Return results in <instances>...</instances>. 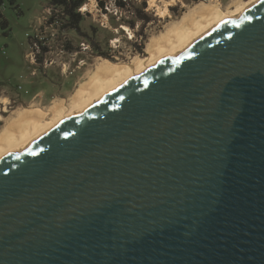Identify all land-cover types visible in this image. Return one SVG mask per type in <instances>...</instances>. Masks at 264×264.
<instances>
[{"label": "water", "instance_id": "1", "mask_svg": "<svg viewBox=\"0 0 264 264\" xmlns=\"http://www.w3.org/2000/svg\"><path fill=\"white\" fill-rule=\"evenodd\" d=\"M0 264H264V0L0 159Z\"/></svg>", "mask_w": 264, "mask_h": 264}, {"label": "rangeland", "instance_id": "2", "mask_svg": "<svg viewBox=\"0 0 264 264\" xmlns=\"http://www.w3.org/2000/svg\"><path fill=\"white\" fill-rule=\"evenodd\" d=\"M247 1L126 0L118 9L114 0H86L77 10L82 19L77 30L66 26L48 0H0V134L21 107L70 106L71 94L98 60L126 64L148 58L152 39L166 49L161 34L188 11L206 13L220 5L229 13Z\"/></svg>", "mask_w": 264, "mask_h": 264}, {"label": "bare ground", "instance_id": "3", "mask_svg": "<svg viewBox=\"0 0 264 264\" xmlns=\"http://www.w3.org/2000/svg\"><path fill=\"white\" fill-rule=\"evenodd\" d=\"M258 1L260 0H249L238 5L236 10L229 13H223L220 5L211 6L206 13L203 10L197 13L196 9H192L179 18L176 23L170 25L167 32L161 34L164 37L161 38L162 43H169L166 49L157 44L158 40L152 39L145 50L148 58L134 57L130 63L126 64L112 63L107 59L98 60L88 80L71 94L70 106L67 108L63 107V104L52 105L48 109L19 108L16 119L11 122L10 128L0 134V159L18 151L23 146L25 147L58 123L80 113L87 106L94 104L109 93L111 94L140 74L146 73L161 60L180 52L212 28L214 29L227 19L235 17ZM190 23L192 24L190 25Z\"/></svg>", "mask_w": 264, "mask_h": 264}, {"label": "trees", "instance_id": "4", "mask_svg": "<svg viewBox=\"0 0 264 264\" xmlns=\"http://www.w3.org/2000/svg\"><path fill=\"white\" fill-rule=\"evenodd\" d=\"M48 2V6L60 10L62 17H65L67 20L66 26L68 28L78 30V23L82 19L77 10L85 4L86 0H48ZM114 2L118 9L126 6V0H114ZM100 5L102 6L103 4Z\"/></svg>", "mask_w": 264, "mask_h": 264}, {"label": "flooded vegetation", "instance_id": "5", "mask_svg": "<svg viewBox=\"0 0 264 264\" xmlns=\"http://www.w3.org/2000/svg\"><path fill=\"white\" fill-rule=\"evenodd\" d=\"M2 112H3V113H5V112H6V110H3V109H2Z\"/></svg>", "mask_w": 264, "mask_h": 264}]
</instances>
